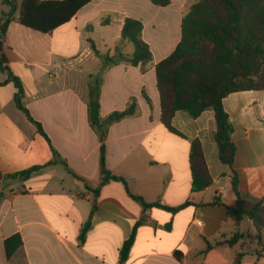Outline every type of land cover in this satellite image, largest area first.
Returning <instances> with one entry per match:
<instances>
[{
	"label": "crops",
	"instance_id": "crops-1",
	"mask_svg": "<svg viewBox=\"0 0 264 264\" xmlns=\"http://www.w3.org/2000/svg\"><path fill=\"white\" fill-rule=\"evenodd\" d=\"M197 1L159 6L151 0H92L48 34L18 21L9 25L5 52L23 92L0 69V264H235L238 253L245 254L240 264H264V250L249 236L225 245L237 233L256 230L249 219L236 224L217 203L234 204V170L243 197L264 205V91L235 92L223 100L237 149L232 167L219 159L212 110L197 118L178 111L173 126L183 135L161 121L156 65L180 43L183 18ZM126 18L143 23L153 60L138 66L120 62L103 74L101 120L133 102L136 111L110 125L105 139L107 168L127 186L121 181L101 186L102 143L89 119V83L103 62L91 41L101 54L114 56L120 48L131 57L135 47L122 38ZM18 99L42 124L67 166L49 165L55 159L52 147L18 107ZM194 140L201 141L213 178L209 188L196 193L190 167ZM33 167L43 168L28 178L11 177ZM127 187L147 203L193 204L177 212L145 209ZM133 236L122 263L121 249Z\"/></svg>",
	"mask_w": 264,
	"mask_h": 264
},
{
	"label": "trees",
	"instance_id": "trees-1",
	"mask_svg": "<svg viewBox=\"0 0 264 264\" xmlns=\"http://www.w3.org/2000/svg\"><path fill=\"white\" fill-rule=\"evenodd\" d=\"M8 10L3 11V24L0 26V69L8 73L7 81H12L23 92L20 79L13 73L5 52V37L9 25L18 21L25 27L48 34L57 27L69 22L87 3L92 0H1ZM159 6H167L171 0H151ZM122 38L133 43L135 50L131 57L125 56L120 48L114 56L97 51L96 55L103 65L97 75H91L89 83V119L101 140V186L109 181H121L124 178L114 175L106 165L105 139L110 125L133 115L136 104L133 102L123 111L113 112L106 120L100 118V94L105 70L114 64L125 62L134 66L147 64L153 60L150 46L143 39V23L134 18H126ZM157 87L161 99V121L167 129L177 135H183L173 126V118L178 111H185L193 118L204 111L215 114V142L218 146L220 161L230 167L236 158V145L232 140L234 131L232 122L224 108L223 100L232 93L240 91H264V0H198L183 18L182 39L175 50L156 65ZM149 102L150 98L144 94ZM18 107L25 112L39 133L50 143L55 159L49 165L66 162L59 157L41 123L36 121L20 99ZM192 172V192H202L213 184L200 140H194L190 150ZM43 167H33L13 178H28ZM76 176V175H75ZM233 192L236 196L232 205H225L227 215L240 225L245 219L251 220L256 232L253 235L237 233L226 240L225 245L233 246L246 236L264 243V205L261 201L251 202L245 199L239 190V178L233 170L231 177ZM100 187L95 190L98 193ZM129 195L142 203L145 209L163 207L177 212L193 204L187 201L179 207H166L160 203H147L142 197L130 192ZM3 194L0 193V204ZM90 228L86 223L80 236L84 240ZM134 236L124 243L121 249V262L124 263L133 245ZM223 244V243H221ZM213 246L209 245L208 250ZM182 261V252H177ZM244 253H238L235 264H240ZM223 264H228L223 260Z\"/></svg>",
	"mask_w": 264,
	"mask_h": 264
},
{
	"label": "built area",
	"instance_id": "built-area-1",
	"mask_svg": "<svg viewBox=\"0 0 264 264\" xmlns=\"http://www.w3.org/2000/svg\"><path fill=\"white\" fill-rule=\"evenodd\" d=\"M1 13V12H0ZM195 225L198 227V228H200V229H202L203 227H204V224H203V222L201 221V220H195Z\"/></svg>",
	"mask_w": 264,
	"mask_h": 264
},
{
	"label": "rangeland",
	"instance_id": "rangeland-1",
	"mask_svg": "<svg viewBox=\"0 0 264 264\" xmlns=\"http://www.w3.org/2000/svg\"><path fill=\"white\" fill-rule=\"evenodd\" d=\"M1 9H2V11H4V10H8L9 8H8V7L6 8L5 5L1 3ZM15 36H16V35H14V37H15ZM260 248L264 250V243L260 246ZM263 250H262V251H263Z\"/></svg>",
	"mask_w": 264,
	"mask_h": 264
}]
</instances>
